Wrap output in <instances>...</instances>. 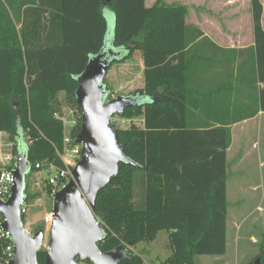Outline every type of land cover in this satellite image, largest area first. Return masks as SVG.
Instances as JSON below:
<instances>
[{
    "label": "trees",
    "instance_id": "obj_1",
    "mask_svg": "<svg viewBox=\"0 0 264 264\" xmlns=\"http://www.w3.org/2000/svg\"><path fill=\"white\" fill-rule=\"evenodd\" d=\"M251 6L254 46L248 51L256 64V82L263 84L258 108L249 113L236 105L231 80L229 91L218 89L212 97L215 116L201 107L197 117L191 111L197 110L198 99L191 74L200 60L198 34L186 23V6L164 0L152 7L146 0H0V132L13 140L29 134L33 164L60 165L56 149H62L64 128L56 118L63 112L58 97L64 93L69 107L82 113L75 94L90 60L105 54L111 68L141 53L145 85L132 96L137 106L122 117H140L143 126L118 129L119 143L135 166H120L94 209L106 232L99 244L103 253L153 243L167 231L172 254L164 264H196V257L226 254L231 126L264 112V8L262 0H251ZM246 65L239 64L237 82ZM262 249L264 264V242ZM46 254L39 252L40 264ZM130 254L120 264H145L141 256Z\"/></svg>",
    "mask_w": 264,
    "mask_h": 264
},
{
    "label": "water",
    "instance_id": "obj_2",
    "mask_svg": "<svg viewBox=\"0 0 264 264\" xmlns=\"http://www.w3.org/2000/svg\"><path fill=\"white\" fill-rule=\"evenodd\" d=\"M110 60L99 54L90 60L78 79L76 104L82 111V126L77 143L82 145L83 159L74 170V179L54 195L50 245L44 264H79L78 259L92 264H120L132 255L121 245L103 253L99 244L106 232L94 213L98 194L118 177L122 164L135 166L119 143L118 128L112 124L115 116L137 106L134 97H118L108 101L105 80ZM22 140V139H21ZM14 171L15 186L8 202L0 201V213L7 220L15 245L11 264H40L39 252L44 243V231L28 234L20 215V204L27 188L26 177L29 150ZM255 264H260L257 260Z\"/></svg>",
    "mask_w": 264,
    "mask_h": 264
},
{
    "label": "rangeland",
    "instance_id": "obj_3",
    "mask_svg": "<svg viewBox=\"0 0 264 264\" xmlns=\"http://www.w3.org/2000/svg\"><path fill=\"white\" fill-rule=\"evenodd\" d=\"M146 1V5L151 7L157 0ZM187 1L164 0L167 5L183 6H185L183 2ZM191 4L195 7V3L191 2ZM189 13L188 8L187 17H190ZM107 20L108 30L111 34L114 29L113 16L110 15ZM189 21L195 23V13L191 14ZM143 70L141 53L138 51L134 53L130 60L111 65L104 83L109 93L108 101L118 97H132L137 91L143 89L145 85ZM58 100L63 105L62 117L69 122L72 119L78 121L79 118H82V113L75 112L74 108L69 107L64 93L59 94ZM72 115H74L73 118ZM111 122L119 130L129 128L132 123L143 126V120L140 117L130 121L122 116H115ZM242 127L240 126L234 135L236 140L241 139L243 143L242 145L237 144L239 148L232 150L231 158L229 157L228 161L227 200L228 224L230 228L227 237V253L219 258L196 257V264H255L257 260H260V264H263L261 255L264 242V119L259 123H255L254 126L251 125L249 130L240 129ZM255 142L259 143L258 149H256L257 146L253 147ZM240 152L244 155V162L237 166L233 161L241 155ZM140 180L141 175L139 174L135 181L137 203L141 201L142 187ZM29 182L28 191L34 193L37 189L34 180ZM253 187H257L256 191H251ZM37 198L43 199L42 208L32 210L24 220L25 224L33 222L31 230L33 234L40 230H45L43 219L52 210L49 196L42 198L41 194H39L35 196V199ZM137 203L136 206L141 209L143 206ZM49 244L50 236L46 232L42 250H48ZM168 244L169 233L162 231L155 242H142L135 248L126 249V251L141 256L145 264H164L172 254Z\"/></svg>",
    "mask_w": 264,
    "mask_h": 264
},
{
    "label": "crops",
    "instance_id": "obj_4",
    "mask_svg": "<svg viewBox=\"0 0 264 264\" xmlns=\"http://www.w3.org/2000/svg\"><path fill=\"white\" fill-rule=\"evenodd\" d=\"M191 2L195 3V7ZM183 3L189 8L190 17L192 13H195V23L189 21V16L186 22L194 27L198 34L196 46L200 58L191 74L195 97L198 98L195 102L197 110L192 107L191 111L197 117H201L202 107L209 116H215L216 108L212 106V97L218 94V89L225 88L229 91V83L233 80L235 89L233 101L236 105L248 109L247 112L254 113L258 108L259 93L263 84L256 82L254 77L256 64L251 63L252 54L248 51L254 46L251 0H188ZM262 4L264 8V0ZM147 7L150 6L147 5ZM262 25L264 28V12ZM217 47L220 50H217ZM244 61H247V65L242 67L241 78L237 82L238 67ZM263 119L264 112L260 111L252 119L231 126L232 144L227 152L228 161L232 150L239 148L237 144L243 143V140L235 139V131L240 126L244 127L240 128L242 130H249L251 125L254 126ZM255 146L258 149L259 143L255 142L253 147ZM240 154L233 161L237 166L244 162V155L241 152ZM256 188L253 187L251 191H256ZM229 228L228 224V230Z\"/></svg>",
    "mask_w": 264,
    "mask_h": 264
},
{
    "label": "built area",
    "instance_id": "obj_5",
    "mask_svg": "<svg viewBox=\"0 0 264 264\" xmlns=\"http://www.w3.org/2000/svg\"><path fill=\"white\" fill-rule=\"evenodd\" d=\"M73 114V113H72ZM74 115H72V118ZM57 119L63 123V143L62 149H56L57 156L60 160V165L54 162L35 163L28 160L30 172L26 177L27 188L25 197L20 204V215L24 224V228L31 236L33 234L32 223L25 224L26 216L34 209L42 208L43 199H35V196L41 194L42 198L49 196L51 204H53L54 195L63 189L68 182L74 179V170L78 167L83 159L82 145L77 143L79 134L76 133L80 121L75 119L69 122L62 115H57ZM82 126V118H81ZM33 140L29 134H24L22 140H13L9 133L0 132V201L6 203L9 201L12 190L15 186L14 171L17 166L23 161L22 153L29 150ZM34 180L36 186L35 192H29V181ZM5 217L0 213V241L2 242L0 253V264H11L15 256V245L12 242L10 232L6 231ZM45 230L51 237L52 230V210L46 214L43 219ZM50 245V244H49ZM44 247V243L43 246ZM49 249V248H48ZM48 251V250H42ZM79 264H92L88 261L77 260Z\"/></svg>",
    "mask_w": 264,
    "mask_h": 264
}]
</instances>
